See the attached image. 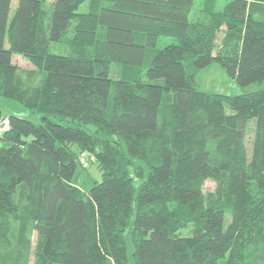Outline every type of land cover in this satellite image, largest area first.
Here are the masks:
<instances>
[{
	"label": "trees",
	"instance_id": "1",
	"mask_svg": "<svg viewBox=\"0 0 264 264\" xmlns=\"http://www.w3.org/2000/svg\"><path fill=\"white\" fill-rule=\"evenodd\" d=\"M45 1L0 0V96L39 116L0 106V264L264 259V0Z\"/></svg>",
	"mask_w": 264,
	"mask_h": 264
},
{
	"label": "rangeland",
	"instance_id": "2",
	"mask_svg": "<svg viewBox=\"0 0 264 264\" xmlns=\"http://www.w3.org/2000/svg\"><path fill=\"white\" fill-rule=\"evenodd\" d=\"M53 0L45 1V6L50 8L52 5ZM51 3V4H50ZM18 4V0H12L11 3V13L14 11ZM199 4V0H196L195 8L193 12L196 10V7ZM87 8V3H83L80 7V10H85ZM174 40V39H173ZM175 41V40H174ZM172 42V38L170 36H162L159 39L158 47H162L167 43ZM13 60L17 64H19L25 70H31L35 68L33 64L25 57H23L19 53H15L13 55ZM121 66L120 64L116 63L113 64L111 67V73L115 77L118 73L117 70ZM197 82L201 89L209 91V92H221V93H228V94H237L243 91V87L239 85L237 80L232 77L226 70V68L218 63L214 62L204 68H201L197 73ZM0 106L3 108L5 113H14L23 115L26 117H31L32 119L38 121L39 116L37 114H33L29 109L23 107L22 105L18 104L13 99H8L0 96ZM86 167L82 166L81 169V186L85 188H89L93 182V179L100 180V170L98 166L94 163L86 162ZM89 172V173H88ZM93 177H90V175ZM216 186V182L213 179H208L204 185V191L208 192L214 190ZM34 245L36 246L37 236L34 235ZM256 264H264V259H259Z\"/></svg>",
	"mask_w": 264,
	"mask_h": 264
},
{
	"label": "built area",
	"instance_id": "3",
	"mask_svg": "<svg viewBox=\"0 0 264 264\" xmlns=\"http://www.w3.org/2000/svg\"><path fill=\"white\" fill-rule=\"evenodd\" d=\"M4 122H5V125H8V123H9V121L7 119Z\"/></svg>",
	"mask_w": 264,
	"mask_h": 264
}]
</instances>
